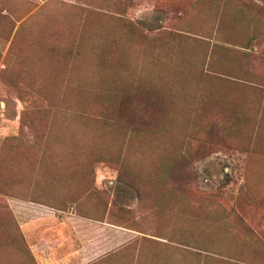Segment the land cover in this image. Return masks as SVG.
Segmentation results:
<instances>
[{"label": "rangeland", "instance_id": "1", "mask_svg": "<svg viewBox=\"0 0 264 264\" xmlns=\"http://www.w3.org/2000/svg\"><path fill=\"white\" fill-rule=\"evenodd\" d=\"M237 2L0 0V264H33L15 201L111 230L100 264H264V20L243 13L264 0ZM138 85L173 111L129 149L101 100L122 119ZM192 136L177 182L159 169Z\"/></svg>", "mask_w": 264, "mask_h": 264}, {"label": "crops", "instance_id": "2", "mask_svg": "<svg viewBox=\"0 0 264 264\" xmlns=\"http://www.w3.org/2000/svg\"><path fill=\"white\" fill-rule=\"evenodd\" d=\"M10 208L33 264H100L112 254L111 230L98 239L101 226L91 218L42 202L15 201Z\"/></svg>", "mask_w": 264, "mask_h": 264}, {"label": "trees", "instance_id": "3", "mask_svg": "<svg viewBox=\"0 0 264 264\" xmlns=\"http://www.w3.org/2000/svg\"><path fill=\"white\" fill-rule=\"evenodd\" d=\"M226 3L233 5V3H238L237 1L241 0H225ZM245 15L254 18L253 25L261 26L260 21L264 20V12L261 7L258 9L249 5L247 10L243 9ZM255 14V15H254ZM166 91L173 95L174 92L170 88H166ZM198 93V92H197ZM117 95V94H116ZM131 103L129 105L128 111L124 115V118L118 119L116 116L109 112L110 107H113L119 98H113L108 100H101L103 107L108 109L107 116L105 121L107 124L113 126V128L118 129L121 136H128L131 140V144L128 147L131 149L134 146V141H139L143 136H157L158 134L164 133L168 129L169 118L171 112L173 111V102L167 97L165 93L156 88H148L146 86L138 85L130 91ZM166 98L168 101H166ZM205 100L201 99L199 95H195L191 104L201 103ZM206 115V114H205ZM207 115L201 116L199 122H206ZM213 120L208 121L209 129L206 132V139L212 140V137L218 136L219 131L217 130ZM195 138L194 149L193 150H183L175 149L170 154H175L174 157H167V162L161 164L160 171H167V173L173 177L177 182L183 177V175L188 170V167L191 165V160L193 156H202V142L203 139L198 136H192ZM192 141H188V144ZM138 148L135 149V152H138ZM119 158V156H117ZM120 169V175L124 178H129L130 171L129 169L122 164ZM165 168V169H164ZM180 186V185H177ZM78 212V211H77ZM81 217L91 218L88 215L78 212Z\"/></svg>", "mask_w": 264, "mask_h": 264}]
</instances>
